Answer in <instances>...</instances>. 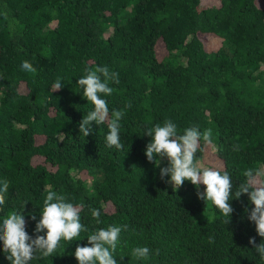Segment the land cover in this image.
<instances>
[{"label": "trees", "instance_id": "16d2710c", "mask_svg": "<svg viewBox=\"0 0 264 264\" xmlns=\"http://www.w3.org/2000/svg\"><path fill=\"white\" fill-rule=\"evenodd\" d=\"M104 65L119 74L113 93L101 95L110 112L125 111L123 150L107 147L108 120L93 123L87 137L79 132L94 105L77 81ZM58 78L64 86L53 91ZM166 120L181 133L211 128L213 144L201 141L196 158L228 171L235 187L246 169L264 167V0H0V184H9L0 221L25 204L34 235L47 192L55 191L83 204L87 228L30 264H78L76 246L111 224L128 225L118 264H264L249 244L264 238L247 219L254 205L246 194L230 200L226 224L190 181L173 191L147 161L144 130ZM211 155L223 165L207 163ZM90 208L100 209L102 223ZM136 246L149 247L150 257H133ZM0 264H10L2 242Z\"/></svg>", "mask_w": 264, "mask_h": 264}, {"label": "clouds", "instance_id": "9594fccd", "mask_svg": "<svg viewBox=\"0 0 264 264\" xmlns=\"http://www.w3.org/2000/svg\"><path fill=\"white\" fill-rule=\"evenodd\" d=\"M21 67L31 73L36 71L29 61H23ZM62 81L58 78L54 82L53 91L63 88ZM110 82L118 84L119 74L106 65L85 69V75L78 79L77 84L83 89V95L94 105V109L79 122V132L87 137L94 131L93 123L100 125L108 120L106 145L123 150L120 129L125 111L113 109L110 112L106 99L101 95L110 96L113 93L114 88L109 86ZM125 107L130 108L131 104L128 103ZM143 135L151 137L144 150L147 161L159 167L160 179L170 184L173 191L178 190L185 181H190L197 189L198 199L210 201L228 218L226 224L230 223L234 212L230 200H239L246 194L249 203L254 205L250 211L245 208L247 219L254 223L257 235L264 238V167L246 169L243 173L244 181L235 187L228 171L203 166L196 158L201 141L207 145L213 144L211 128L201 131L199 126H191L181 133L173 121L166 120L163 124L147 127ZM165 158L167 165L160 167ZM201 184L205 186L203 192L199 190ZM8 188L7 180L0 184V206L5 205ZM24 206L25 204L19 211L10 212L0 221V242L10 264H30V261L37 258V254L43 258L52 256L61 240H77L82 231H87L86 226L81 223L83 204L67 202L64 195L55 191L47 192L40 219L35 224L34 235H29L26 231ZM89 211L97 224L102 223L100 209L90 208ZM30 219L36 221L37 218L31 215ZM127 230L126 224H111L93 231L86 237V245L78 244L75 248L74 256L78 264H118L114 253L120 244L121 233ZM249 244L264 259V240L257 244L255 237H250ZM151 253L152 250L147 246H136L131 254L138 260H146Z\"/></svg>", "mask_w": 264, "mask_h": 264}, {"label": "rangeland", "instance_id": "374dc122", "mask_svg": "<svg viewBox=\"0 0 264 264\" xmlns=\"http://www.w3.org/2000/svg\"><path fill=\"white\" fill-rule=\"evenodd\" d=\"M205 2H206V4H218L220 2V0H205ZM34 160L39 162L42 160V157L36 156V157H34ZM205 160L207 163L211 164L212 166L223 165L222 160L215 155L207 156V157H205Z\"/></svg>", "mask_w": 264, "mask_h": 264}]
</instances>
